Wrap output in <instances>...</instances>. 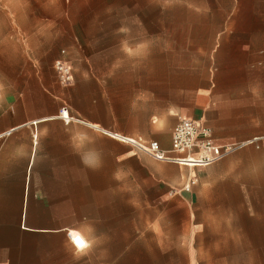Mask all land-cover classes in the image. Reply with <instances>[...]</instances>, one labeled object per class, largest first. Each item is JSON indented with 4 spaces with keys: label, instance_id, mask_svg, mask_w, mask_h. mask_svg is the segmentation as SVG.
<instances>
[{
    "label": "crops",
    "instance_id": "0c3cea01",
    "mask_svg": "<svg viewBox=\"0 0 264 264\" xmlns=\"http://www.w3.org/2000/svg\"><path fill=\"white\" fill-rule=\"evenodd\" d=\"M241 5L150 0L142 16L117 18L116 39L102 51L115 66L77 63L65 85L55 52L35 66L28 85L0 92V264L52 263L50 238L63 234L79 250L72 227L101 220L93 207L103 205L94 203L102 187L94 185L139 192L142 181L176 187L191 177V191L245 175L242 167L252 166L246 145L187 168L110 135L156 140L169 150L172 129L185 117L207 126L217 144L264 138V22L230 21L247 13ZM194 235L199 245L181 247L182 264H253L243 249Z\"/></svg>",
    "mask_w": 264,
    "mask_h": 264
},
{
    "label": "rangeland",
    "instance_id": "374dc122",
    "mask_svg": "<svg viewBox=\"0 0 264 264\" xmlns=\"http://www.w3.org/2000/svg\"><path fill=\"white\" fill-rule=\"evenodd\" d=\"M149 1L0 0V92L28 85L35 66L55 52L70 59L71 73L77 63L94 70L115 66L114 56L106 61L102 51L116 39L117 18L142 16ZM242 5L247 13L230 21L264 22V0H242ZM246 146L252 166L242 167L245 175L201 190L143 181L139 192L94 185L102 187L94 190V203L103 205L93 207L101 220L72 227L81 232L70 234L75 243L83 242L76 243L79 250L64 234L52 236L48 264H182L181 247L199 245L194 234L223 240L243 249L238 253L245 250L253 264H264V138Z\"/></svg>",
    "mask_w": 264,
    "mask_h": 264
},
{
    "label": "built area",
    "instance_id": "2783aa9c",
    "mask_svg": "<svg viewBox=\"0 0 264 264\" xmlns=\"http://www.w3.org/2000/svg\"><path fill=\"white\" fill-rule=\"evenodd\" d=\"M61 53L64 54L65 51L61 50ZM54 68L63 84H68L71 81V66L66 58H57L54 62ZM61 116L65 121L69 120L67 114H61ZM110 135L156 160L176 163L187 168L213 164L250 143L217 144L207 126L185 117L180 118L172 129L169 150L162 149L156 140H142L117 133ZM194 182V178H187L182 185V190L189 191Z\"/></svg>",
    "mask_w": 264,
    "mask_h": 264
},
{
    "label": "snow or ice",
    "instance_id": "6c2138e0",
    "mask_svg": "<svg viewBox=\"0 0 264 264\" xmlns=\"http://www.w3.org/2000/svg\"><path fill=\"white\" fill-rule=\"evenodd\" d=\"M76 243H77V244H80V245L82 246V243H83V242H82L79 238H77V239H76Z\"/></svg>",
    "mask_w": 264,
    "mask_h": 264
}]
</instances>
